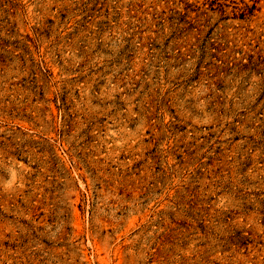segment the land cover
<instances>
[{
  "label": "rangeland",
  "instance_id": "1",
  "mask_svg": "<svg viewBox=\"0 0 264 264\" xmlns=\"http://www.w3.org/2000/svg\"><path fill=\"white\" fill-rule=\"evenodd\" d=\"M0 264H264V0H0Z\"/></svg>",
  "mask_w": 264,
  "mask_h": 264
}]
</instances>
